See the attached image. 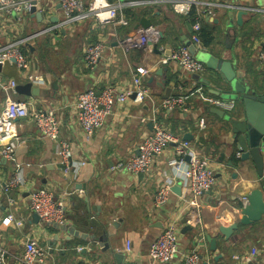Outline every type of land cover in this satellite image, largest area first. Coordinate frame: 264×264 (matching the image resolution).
Returning <instances> with one entry per match:
<instances>
[{
	"label": "crops",
	"instance_id": "crops-1",
	"mask_svg": "<svg viewBox=\"0 0 264 264\" xmlns=\"http://www.w3.org/2000/svg\"><path fill=\"white\" fill-rule=\"evenodd\" d=\"M227 1L239 8H221L215 16L203 18L200 35L205 49L199 50L231 60L243 75L241 81L263 91L264 68L259 65L258 54L264 47V14L249 8L264 7V0ZM38 10L42 11L41 21L31 13L23 15L22 22L15 14H0V46L25 40L22 51L29 57L31 69L43 74L46 80L39 97L18 92L13 97L26 101L30 110L56 108L61 137L70 143L73 161L85 163L66 174L58 163L55 143L37 128L32 118L19 119L14 131L17 136L11 140L18 139V161L43 167L24 170L22 183L4 192L2 185L14 174L15 166L3 156L0 142V245L8 252L7 264H21L18 260L30 237L45 252L41 264H163L151 260L149 248L172 220L178 222L180 233L177 255L168 264H179L183 253L197 247L200 232L206 238L199 247L200 264H264V213L259 221L240 226L228 239L219 230L221 225L239 221L250 197L261 193L264 200V170L259 173L252 157L242 159L233 138L234 123L211 110L212 99L236 97L230 96L219 74L205 62V71L197 74L188 73L178 63L161 62L167 43L172 50L187 46L185 37L192 41L195 13L178 14L166 4H148L136 13L126 9L128 25L100 24L89 18L65 26L59 0H42ZM240 10L246 11L241 23L237 20ZM143 18L153 23L147 28L160 32L158 41H149L158 48L164 46V52L157 53L148 43L129 53L121 48L120 40L146 29L141 25ZM204 33L211 36L207 44ZM98 41L105 43V51L99 63L90 68L85 63L84 49ZM143 68L150 71L145 82L155 103L169 95L186 94L187 109L171 114L154 113L151 101L129 100L115 106L104 125L87 140L78 120L77 95L89 88L96 92L110 85L125 88L132 83L134 73ZM0 79H15L18 84L29 82L11 61L3 63ZM6 96L0 90V110ZM236 99V108L225 112L236 123H242L244 107ZM201 119L205 120L204 128L200 126ZM155 122L191 142L198 154L213 158L217 181L201 196L199 207L188 205L191 193L174 175L170 163L175 157L174 145L155 159L149 174L110 171L119 160L138 153ZM187 134L190 139H185ZM166 181L172 182V193L165 203L157 205L156 192ZM39 187L52 188L58 198L64 196L69 201L67 224L35 221L29 193ZM174 187H179V193ZM9 214L21 220V225L3 224V218ZM186 217L188 222L184 223ZM186 225L191 229L186 230ZM208 235L216 236V250L211 249ZM252 248H257L259 254L246 262L244 256ZM218 255L222 256L216 259Z\"/></svg>",
	"mask_w": 264,
	"mask_h": 264
},
{
	"label": "built area",
	"instance_id": "built-area-1",
	"mask_svg": "<svg viewBox=\"0 0 264 264\" xmlns=\"http://www.w3.org/2000/svg\"><path fill=\"white\" fill-rule=\"evenodd\" d=\"M36 2L38 9L41 8L42 0H0V14L17 15L18 21H23V15L30 14ZM63 22L62 25H72L81 23L89 18L96 19L100 24L128 25L129 19L126 17V9L134 6L148 4H166L178 14L189 15L195 13V22L192 24L191 39L198 49H205L201 39V29L204 17H213L217 10L226 8L234 10L237 5L229 3L227 0H59ZM254 12L264 14V7L249 8ZM160 32L155 28H146L137 31L120 40L119 44L125 53L133 49L147 46L150 38L158 41ZM25 40L19 39L0 46V62H13L25 78L33 85L41 87L46 83L43 74L33 71L30 59L22 51ZM161 52L165 47L159 46ZM105 51V43L102 41L90 43L84 49V59L88 67L94 68L102 58ZM170 56L162 57V64L170 62L178 63L185 71L197 74L205 71L206 65L191 53L187 46H179L171 50ZM14 60V61H12ZM258 62L264 68V47L258 54ZM149 69L143 68L134 73L130 85L119 89L116 86H107L101 92L94 89H87L77 95L78 120L83 128L85 137L89 140L94 132L102 127L106 118L114 112L117 105H124L129 100L135 103L151 101L154 104V113L160 111L164 113H174L178 109L186 110L188 96L186 94L169 95L159 103H155L150 87L145 82V77L149 74ZM18 85L15 79H0V90L6 93L4 106L0 110V141L3 144V156L11 161L15 166L14 174L2 185L3 191L8 192L12 188L19 186L23 180V171L43 165L32 163H21L17 158L15 140V126L19 119L30 117L37 128L56 145V157L63 171L67 174L72 169L77 170L80 165L72 158L70 143L61 137V124L56 108L47 110H30L29 104L24 100L13 97L17 94ZM236 98H214L211 103L224 111H233L237 106ZM201 128L206 126L205 120L200 121ZM9 139V142L6 140ZM18 140V139H17ZM170 145H174L175 157L171 160L174 175L181 180L182 184L190 191L191 198L188 200L190 207H199L201 196L211 190L217 181L216 170L213 158L200 155L196 152L191 142L178 138L173 132L167 129L160 122H155L152 133L146 136L139 145L138 153L127 160H119L113 164L110 171H129L134 174H149L153 169L155 159L163 154ZM264 155V142L261 146ZM240 154V153H239ZM172 182H163L155 195V204L165 203L172 193ZM11 202H15L11 199ZM68 200L62 196L58 198L52 188H34L29 193V203L31 211L40 217L41 222L56 223L65 225L68 223ZM3 224L10 225L15 222L21 225V220H15L12 214L3 218ZM200 224V220L196 222ZM196 224V225H197ZM180 228L176 220L170 221L160 236L151 244L149 257L154 263H171L178 252V238ZM205 235L200 232L197 247L183 253L179 264H200L201 253L199 247L205 241ZM131 250L130 248L128 249ZM259 254L257 248H252L251 252L244 256L246 262H250ZM7 250L0 245V264H7ZM45 252L34 238H27L25 250L19 258L21 264H41L45 258ZM238 259L239 256H236ZM83 264V263H77ZM211 264H224L214 262ZM263 264V263H259Z\"/></svg>",
	"mask_w": 264,
	"mask_h": 264
},
{
	"label": "water",
	"instance_id": "water-1",
	"mask_svg": "<svg viewBox=\"0 0 264 264\" xmlns=\"http://www.w3.org/2000/svg\"><path fill=\"white\" fill-rule=\"evenodd\" d=\"M246 11L240 10L237 13V20L239 23L242 21V16ZM31 15L37 17L40 21L42 19V11H39L36 2L31 9ZM153 23L151 20L143 18L141 25L145 28L151 26ZM191 28V25H190ZM161 38L164 39L165 36L161 32ZM185 39V44L189 48L190 52L197 55L203 62L206 63L207 67L216 71L220 78L222 79L224 89L232 97H236L241 100L244 107L245 120L242 123H236L233 121L227 113L218 108L212 107L211 110L222 118L231 120L235 125L234 140L236 144V149L242 153V159L246 160L252 157L257 165L260 174H263L264 170V155L262 153V142L264 141V90L258 91L252 88L250 85L241 81L243 75L240 71L235 69L233 62L228 59H222L211 52H204L203 50L197 49L196 45L192 43L187 37ZM28 45H30L28 43ZM148 45L152 47L157 53H160L158 45L149 41ZM166 51L164 55H171V45L166 44ZM14 61V60H12ZM3 68V63L0 62V70ZM159 72H162L159 71ZM16 90L19 94L25 96H36L39 97L42 93L40 87L33 85L32 82L18 84ZM238 122V121H237ZM191 135L185 136V139H190ZM10 140L7 139L6 142ZM1 142V141H0ZM2 143V142H1ZM179 187H174L173 190L179 193ZM264 213V200L261 193H257L250 197V203L246 206L241 214L239 221H236L230 225H221L219 227L220 233H222L227 239L230 238L234 231L239 230L240 226L253 224L255 221H259ZM35 221H40V217L34 213ZM188 218L186 217L183 222L187 223ZM191 229V226L186 225V230ZM185 231V230H184ZM210 242L211 249H217V238L213 235L207 236ZM218 255L216 259L221 257Z\"/></svg>",
	"mask_w": 264,
	"mask_h": 264
},
{
	"label": "rangeland",
	"instance_id": "rangeland-1",
	"mask_svg": "<svg viewBox=\"0 0 264 264\" xmlns=\"http://www.w3.org/2000/svg\"><path fill=\"white\" fill-rule=\"evenodd\" d=\"M140 7H141V6H134V7H131V8H130V11H132L133 13H136L137 11H139ZM23 50H24V48H23Z\"/></svg>",
	"mask_w": 264,
	"mask_h": 264
},
{
	"label": "trees",
	"instance_id": "trees-1",
	"mask_svg": "<svg viewBox=\"0 0 264 264\" xmlns=\"http://www.w3.org/2000/svg\"><path fill=\"white\" fill-rule=\"evenodd\" d=\"M203 38H205L206 44L209 42V40H211V36L206 35V33L203 34Z\"/></svg>",
	"mask_w": 264,
	"mask_h": 264
}]
</instances>
